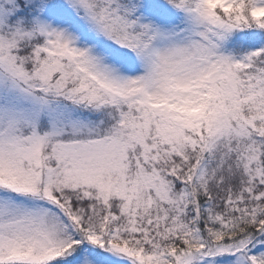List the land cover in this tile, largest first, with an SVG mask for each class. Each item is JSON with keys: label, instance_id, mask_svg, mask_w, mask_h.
I'll use <instances>...</instances> for the list:
<instances>
[{"label": "snow or ice", "instance_id": "1", "mask_svg": "<svg viewBox=\"0 0 264 264\" xmlns=\"http://www.w3.org/2000/svg\"><path fill=\"white\" fill-rule=\"evenodd\" d=\"M0 264H264V0H0Z\"/></svg>", "mask_w": 264, "mask_h": 264}]
</instances>
